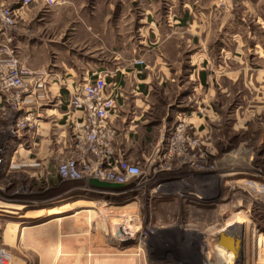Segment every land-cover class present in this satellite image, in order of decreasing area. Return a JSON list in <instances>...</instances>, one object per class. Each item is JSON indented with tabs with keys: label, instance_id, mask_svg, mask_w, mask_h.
I'll return each instance as SVG.
<instances>
[{
	"label": "rangeland",
	"instance_id": "1",
	"mask_svg": "<svg viewBox=\"0 0 264 264\" xmlns=\"http://www.w3.org/2000/svg\"><path fill=\"white\" fill-rule=\"evenodd\" d=\"M90 2L98 4V16L105 15L107 2L108 19L109 4H113L115 62L121 65L153 67L165 60L167 65L178 68L186 65L189 60L187 56L193 54L190 61L195 69L194 82L196 83L197 75L201 88H196L188 96L186 104L182 103L190 112L176 114L172 109L158 105L152 112V117L158 120L169 113L167 133L160 145L162 148L173 126L183 121L186 125L183 138L190 140L189 144H194V149L189 150V153L185 150L187 155L180 152L162 160L155 173L147 169L148 163L156 157L155 150L145 154V159L139 154L134 155L139 157L138 161L126 158L129 164H138L149 174L150 180L104 192L96 191L92 186L88 188L85 183L88 182L87 177L75 182H62L57 169L70 158V152L52 171H41V174L32 178L23 173L5 175L1 172L2 161L0 201L23 202L31 197L27 192L29 189L33 191L36 202L65 193L67 203L77 201L76 211L82 210V217L66 220L69 226L75 224L76 230H71V234H67L64 239L82 247L90 243L89 239L91 243L97 242V256H113L115 264H225L229 249H220L217 239L221 236L225 240L227 235L222 230V233L215 236L201 233L224 225L230 215L222 216L217 209L228 202H238L241 205L240 210L256 230L254 238L262 236L264 240V196L258 197L250 189L227 181L221 186L223 200L215 206L213 202L206 203V197H209L208 194L210 198L216 196L219 184L216 183L213 189H209L210 192L203 185L202 179V176L221 169L218 161L223 156L221 151L224 146L236 153L238 149L257 146L258 150L253 155L241 153L238 156L237 153L238 155L233 156L242 165L248 164L251 157V165L256 167V173L261 178L259 184L264 186V144H257L252 137L255 131L264 130V98L255 101L250 94L255 91L246 87L249 82H257L254 88L257 92L264 93V0ZM160 55L164 56L162 60ZM201 75H204V82ZM233 81H239L242 88V100L237 105L241 109L237 113L232 95L238 90L234 89ZM205 82L210 83L208 85ZM258 97L261 95L258 94ZM9 107L7 104V108ZM12 113L13 109L10 108L6 116L10 117ZM6 123L0 136V148L8 146L5 143L6 136L13 130L8 118ZM158 140L160 139H154L155 142ZM208 143L215 146L214 151L218 153L206 151ZM183 144L185 146L182 150L187 147L185 140ZM183 144L181 142V146ZM228 163L234 165V160H229ZM234 177L236 176L231 171L214 178L224 180ZM157 188L160 191L153 193ZM90 206L96 213L87 212ZM12 220L7 218L5 221ZM117 220L122 222L121 225L112 226ZM127 220L130 222H124ZM94 227L97 236L89 231ZM229 229L226 232L232 235L236 226L231 231ZM106 243L110 244L107 248ZM225 243L230 244V239ZM246 246V240L243 239L232 264H264V259L262 262L254 260L247 263ZM0 248L7 250L12 258L19 257L27 264L37 263V255L26 250L20 243L11 248L0 241ZM55 252L77 255V252L62 244H57ZM67 259H57V264L68 262Z\"/></svg>",
	"mask_w": 264,
	"mask_h": 264
},
{
	"label": "crops",
	"instance_id": "2",
	"mask_svg": "<svg viewBox=\"0 0 264 264\" xmlns=\"http://www.w3.org/2000/svg\"><path fill=\"white\" fill-rule=\"evenodd\" d=\"M56 1L57 3L52 6L44 0H35L27 6H21L15 0H0V5L10 6L16 17L15 27L6 34H0V42L3 43L7 37L12 38V46L24 70V80L28 89V93L23 96L24 103L20 105L19 112L12 113L10 117L1 112V108L7 107V101L10 100L7 95L0 97V136L7 124V118L10 122L23 112L31 113L36 124L33 131H11L6 136L5 143L8 146L3 147L1 172L5 175L23 173L32 178L36 174H41V171H52L59 161L66 159L70 146L69 127L73 121L68 107L71 92L76 85L83 83L94 73L105 75L107 90L115 95V106L110 122L116 130L115 146L119 153L125 158L137 161L139 157H135L136 154L145 159V154L155 150V156L159 155L162 139L167 133L169 113L156 120L152 117V112L156 106L162 105L168 110L172 109L176 114L187 113L188 110L182 103L186 104L188 96L195 92L196 88H201L197 75L196 83L194 82L195 69L193 62L190 61L193 54L187 56L189 60L186 61V65L178 68L167 65L165 60L153 67L121 65L115 62L117 59L114 57L112 3L109 4L108 19L107 2L105 15L98 16V4L90 0ZM162 57L164 56L160 55V60ZM201 77L204 82V75ZM209 83L205 82L208 85ZM215 84L219 86L218 82ZM256 84L257 82H249L246 85L248 89L255 91L250 93L255 101L264 98V93L257 92L254 88ZM232 85L238 90L234 91L233 95L229 94L232 95L237 113L241 109L237 105L242 100V88L239 81H233ZM258 94L261 95L260 98ZM235 118L238 122L237 117ZM207 126L209 127V124ZM252 137L256 139L257 144H264V130L255 131ZM155 138L160 140L155 142ZM214 150L215 146L212 147L208 143L206 151L218 153ZM257 150V146L238 149V155L236 151H229L224 146L221 151L223 156L218 161L221 169H217L212 177L231 171L236 176V173L242 172L248 165L251 166L252 159L250 157V162L242 165L237 163V158L233 155L240 156L241 153L253 155ZM229 160H234L232 163L234 165L229 164ZM236 177L214 179L224 185ZM250 179L255 185L264 187L259 184L261 178L258 174ZM27 192L31 197L23 202L0 201L2 243L11 248L14 244L20 243L26 250L37 255L36 264H57L62 257H67L69 263L61 264H115L113 256L110 258L97 256L99 248L97 242L91 243L89 239L90 243L85 245V248L64 239L67 234H71V230H76L75 224L69 226L66 220L82 217L80 214L82 210L76 211L77 201L67 203L65 193H59L54 198L36 202L33 191L29 189ZM68 204H72L73 207L62 209ZM2 205L14 208H3ZM95 211L92 206L87 210L91 214L96 213ZM7 218L13 220L7 222L5 221ZM30 222L35 224L28 225ZM94 229L95 227L89 231L97 236ZM57 244L77 252V255L55 252ZM108 244H105L106 248ZM10 264L27 262L14 256Z\"/></svg>",
	"mask_w": 264,
	"mask_h": 264
},
{
	"label": "built area",
	"instance_id": "3",
	"mask_svg": "<svg viewBox=\"0 0 264 264\" xmlns=\"http://www.w3.org/2000/svg\"><path fill=\"white\" fill-rule=\"evenodd\" d=\"M15 1L21 6H27L35 0ZM44 1L49 6L57 3L56 0ZM15 25L16 17L12 8L0 5V34H6ZM12 45L13 40L10 37H7L3 43L0 42V97L7 95L10 100L7 101L10 107L1 109L5 116L10 108L13 109V114L19 112L20 105L24 103L23 96L28 93L24 80L25 73ZM114 106L115 95L107 90L103 73H94L73 88L68 102L69 114L73 118L69 127L70 158L61 163L57 169L62 182L65 180L75 182L87 177L88 182L85 183L88 188H92L89 185L90 181L123 186L135 182L139 185L150 180L149 174H146L138 164H129L115 146L116 130L110 122ZM11 123L12 132L33 131L36 127L35 118L29 112H23L15 119L12 118ZM185 126L182 121L173 126L165 139L161 153L148 163V170L155 173L162 160L180 152L187 155L189 150L194 149V144L190 143V145V140L183 138ZM184 140L187 147L182 150L181 148L185 146ZM2 156L4 150L0 148V164L3 161ZM92 189L102 191L97 188ZM11 260V254L0 248V264H10Z\"/></svg>",
	"mask_w": 264,
	"mask_h": 264
},
{
	"label": "bare ground",
	"instance_id": "4",
	"mask_svg": "<svg viewBox=\"0 0 264 264\" xmlns=\"http://www.w3.org/2000/svg\"><path fill=\"white\" fill-rule=\"evenodd\" d=\"M219 180H221V179H219ZM231 183L237 185L238 187L242 186V187H245L246 189H250V190L254 191L255 195L258 197L264 196V187H260L258 185H255L252 182L250 183L249 181H246L245 179L235 178L233 181H231ZM158 191H160V189L157 188L156 190L153 191V193H156ZM1 207H3V208H14V207L8 206V205L7 206L2 205ZM72 207H73L72 204H68V205H65L62 209H65V208L70 209ZM240 209H241V205L238 202H234V203L228 202L226 204H221L220 208L218 207V209H217L218 214H220L222 216L224 214H229L230 217H228L225 220L224 225L219 226L218 229L216 227L209 228V229H206V231L201 233V234L202 235L215 236V235L222 233V231H223L227 235V238L229 237L228 239L225 238V240H223L220 236L217 239L219 248L223 249V250L227 247V244L225 242H229V239H230V243H231V241H233L232 242V249L229 250V252L227 253L225 264H232L233 263L237 252L240 250L239 246L241 245V241L243 239H245L246 243H247V246H246L247 250L245 252L246 253L245 257L247 260L246 262L249 263V262H252L254 260H258L259 262H262V260L264 259V240H263V237L259 236L257 238H254L256 230L253 227V225L249 222V220H248L249 218H245L244 212L241 211ZM124 222L129 223L130 220H127ZM121 223H122L121 221L117 220L114 222V224L112 226H119V225H121ZM233 226H236V230L234 231V233L232 235L231 234L229 235L226 231L229 228H230L229 230L231 231L233 229ZM117 228H119V227H116V229ZM224 233H223V236L225 235ZM248 245H250V246L248 247Z\"/></svg>",
	"mask_w": 264,
	"mask_h": 264
},
{
	"label": "flooded vegetation",
	"instance_id": "5",
	"mask_svg": "<svg viewBox=\"0 0 264 264\" xmlns=\"http://www.w3.org/2000/svg\"><path fill=\"white\" fill-rule=\"evenodd\" d=\"M248 168H249V170H248ZM213 174H214V172L213 173H208L207 176H205V177L202 176L203 185H205L208 188V191H210L209 189H213V187H214V185L216 183L219 184L215 179L212 180V178H213L212 175ZM220 174H222V173H220ZM256 174H257L256 173V167L251 165V166H248L246 169H244L242 172L236 173V176H237L236 178L245 179L246 181H249L251 183V179L250 178L253 177V175H256ZM195 179H197V178H195ZM221 186H223V185L219 184L218 192H217L216 196L210 198V194H208L209 197L208 196L206 197V203L213 202V205L216 206L221 200H223L224 192L221 189ZM250 191H252V190H250ZM253 194H254V192H253Z\"/></svg>",
	"mask_w": 264,
	"mask_h": 264
},
{
	"label": "water",
	"instance_id": "6",
	"mask_svg": "<svg viewBox=\"0 0 264 264\" xmlns=\"http://www.w3.org/2000/svg\"><path fill=\"white\" fill-rule=\"evenodd\" d=\"M89 185L100 190H116L120 188V186L118 185H110V184L100 183L98 181H90ZM227 249L229 250L232 249L231 243L227 245Z\"/></svg>",
	"mask_w": 264,
	"mask_h": 264
}]
</instances>
